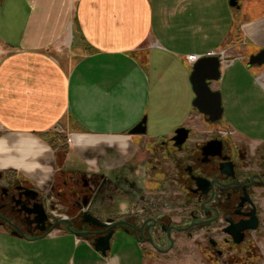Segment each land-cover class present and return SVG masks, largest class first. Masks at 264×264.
<instances>
[{
    "label": "crops",
    "instance_id": "0c3cea01",
    "mask_svg": "<svg viewBox=\"0 0 264 264\" xmlns=\"http://www.w3.org/2000/svg\"><path fill=\"white\" fill-rule=\"evenodd\" d=\"M244 1L0 0V175L58 217L87 207L140 220L145 208L179 222L166 139L179 126L189 142L210 129L191 105L197 56L220 58L221 132L264 140V61L246 65L264 48V0ZM142 117L144 131L128 132ZM124 228L102 255L62 222L37 237L0 227V264H216L194 236L174 234L169 248L158 236L157 251Z\"/></svg>",
    "mask_w": 264,
    "mask_h": 264
},
{
    "label": "flooded vegetation",
    "instance_id": "af4514ba",
    "mask_svg": "<svg viewBox=\"0 0 264 264\" xmlns=\"http://www.w3.org/2000/svg\"><path fill=\"white\" fill-rule=\"evenodd\" d=\"M219 119L213 122L206 121L210 126L207 134L201 140L189 142L186 147L183 143L188 141L189 133L179 148L173 146L170 137L166 139L170 148L167 147L168 152L165 153H168L170 160L173 158L171 168L167 171L171 175L170 181L180 192L177 196L181 207V211L178 212L180 221L174 222L170 216L158 218L152 210L145 211L143 208L141 215H144L140 220L139 214L134 213L128 218L117 219L123 222L116 226L122 225L132 232L129 224L134 225L137 237H140L139 226L142 225V231L148 226L152 242L156 244L155 240L159 236L167 243V248L171 247L174 234L194 236L202 256L214 262L222 256L227 258L233 247L243 244L247 234L256 230L264 217V140L250 145L244 139H235L230 133H222ZM213 138L220 140L219 153L204 156L201 154V146ZM181 150L183 152L177 158L175 153ZM220 162L227 164L219 165ZM190 174L202 176L210 182L211 185H207L205 193L192 191L194 182ZM26 189L33 188L20 178L0 175V227L16 234L37 237L45 234L46 230H51L54 227L51 228L52 223L60 217L44 204L46 212L44 230H38L37 226L41 223H36L34 214L26 213L24 210L27 203L22 192L31 194ZM39 199L44 203L41 197ZM74 204L77 205L73 202ZM79 216L80 212L73 218L67 217L74 231H87L93 228L81 224ZM253 220L256 221L255 227L239 230L242 233L241 240L233 242L232 234H228L226 230L233 229L237 224L251 223ZM159 225L170 226L168 231L170 239L166 238V232L160 230ZM172 226L188 227L182 231H175ZM82 235L92 237L90 234ZM143 236L146 238L144 231ZM144 242L149 243L146 239Z\"/></svg>",
    "mask_w": 264,
    "mask_h": 264
},
{
    "label": "water",
    "instance_id": "95a60500",
    "mask_svg": "<svg viewBox=\"0 0 264 264\" xmlns=\"http://www.w3.org/2000/svg\"><path fill=\"white\" fill-rule=\"evenodd\" d=\"M228 5L237 9L239 7L238 0H228ZM264 61V48H260L254 53L248 55L246 60V65H260ZM219 66L220 58L216 54H206L202 56H197L192 64L189 72L188 80L193 92V98L191 100V105L204 116L205 121L213 122L220 118L221 116V106H220V95L218 90L211 87V83L215 81L219 76ZM144 131V118L142 117L128 132L142 133ZM188 129L184 126H179L175 128L170 136L173 146L179 148L181 144L186 140L188 135ZM220 140L213 138L207 140L201 146V154L206 155H215L219 153ZM227 164V162H220V164ZM190 178L194 182V188L192 191L198 190L200 193H205L207 185H211L204 177L199 175L190 174ZM30 191L31 194L28 195L25 192H22L23 197L26 198V206L24 208L26 213L34 214V221L36 223H41L37 226L38 230H44V222L46 217V212L44 209V203L39 199L38 192L34 189H26ZM79 220L81 224H84L88 227H93L87 231H74L70 227V220L67 217H60L56 219L52 225L62 222L64 223V228L70 232H75L77 234H90L92 235L91 244L95 251L99 252L102 255L106 254V251L109 247V239L113 233L114 227L118 223H122V220H102L99 217L93 215L90 211L87 210V207L82 208L80 211ZM153 226L154 223H151ZM256 221L253 220L248 224H237L233 229H227L228 234H232L233 242H239L242 237V233L239 230L243 228H254ZM130 229L133 230L131 233L134 236V239L138 242H144L146 239L155 250L161 251L156 244L152 242V238L148 232V226H145L143 231L146 235V238L143 236L142 225L139 226L138 233L140 237H137L135 233L134 225H130ZM165 227V228H164ZM173 227V226H172ZM188 226L184 227H173L175 231L185 230ZM160 230L166 232V238L170 239L168 234L170 226L159 225ZM50 229L46 230L49 231ZM45 231V232H46ZM124 231H128L127 228H124ZM16 234V232L12 231ZM142 236V237H141Z\"/></svg>",
    "mask_w": 264,
    "mask_h": 264
},
{
    "label": "rangeland",
    "instance_id": "374dc122",
    "mask_svg": "<svg viewBox=\"0 0 264 264\" xmlns=\"http://www.w3.org/2000/svg\"><path fill=\"white\" fill-rule=\"evenodd\" d=\"M239 3L244 8L247 5L244 0H239ZM188 145L189 141L183 143L185 147ZM168 148H170L169 144ZM230 251L227 258L222 256L216 264H264V217L259 227L247 234V239L243 244L233 247Z\"/></svg>",
    "mask_w": 264,
    "mask_h": 264
},
{
    "label": "built area",
    "instance_id": "2783aa9c",
    "mask_svg": "<svg viewBox=\"0 0 264 264\" xmlns=\"http://www.w3.org/2000/svg\"><path fill=\"white\" fill-rule=\"evenodd\" d=\"M190 59H193V57H190Z\"/></svg>",
    "mask_w": 264,
    "mask_h": 264
}]
</instances>
